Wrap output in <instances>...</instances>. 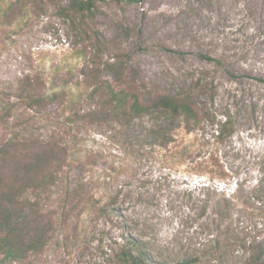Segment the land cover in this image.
<instances>
[{
	"label": "rangeland",
	"instance_id": "rangeland-1",
	"mask_svg": "<svg viewBox=\"0 0 264 264\" xmlns=\"http://www.w3.org/2000/svg\"><path fill=\"white\" fill-rule=\"evenodd\" d=\"M68 2L0 0V112L11 105L0 139L55 131L69 153L43 203L48 243L11 264H118L128 238L161 264H246L264 248V0H95L84 15ZM84 51L126 59L157 89L191 90L231 135L218 144L216 126L175 124L163 145L150 116L79 120L74 109L94 106L79 84ZM36 75L41 91L80 98L15 102ZM214 151L227 179L197 173Z\"/></svg>",
	"mask_w": 264,
	"mask_h": 264
},
{
	"label": "trees",
	"instance_id": "trees-1",
	"mask_svg": "<svg viewBox=\"0 0 264 264\" xmlns=\"http://www.w3.org/2000/svg\"><path fill=\"white\" fill-rule=\"evenodd\" d=\"M94 1L69 0L67 7L75 14H91ZM83 57L87 72L79 84L94 106L82 114L74 109L71 113L79 120L128 124L150 116L154 120L151 132L163 145L173 140L171 131L175 124H180L187 134L205 126H216L211 136L218 144L231 135L230 120H216L199 95L191 90L157 89L143 80L139 68L119 56L107 61L101 54L84 51ZM44 85L39 75L34 76L17 91L15 102L34 108L63 98L70 109L76 103L75 98H80L74 94L70 97L62 90L47 94L41 91ZM10 110L11 105L0 112V120H5ZM68 157V148L59 132H52L46 139L35 134L0 139V264L21 262L29 254L39 253L48 243L52 228L50 219L43 214V203L65 172ZM198 165L201 170L197 173L206 174L209 180L228 177L215 151ZM80 192L74 188L70 196L79 198ZM117 260L118 264H161L141 241L133 238L123 242ZM246 264H264V248L256 245L246 257Z\"/></svg>",
	"mask_w": 264,
	"mask_h": 264
}]
</instances>
